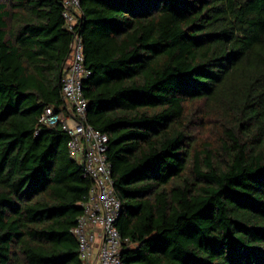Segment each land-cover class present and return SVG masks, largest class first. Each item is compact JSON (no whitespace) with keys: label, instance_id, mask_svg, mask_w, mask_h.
<instances>
[{"label":"trees","instance_id":"16d2710c","mask_svg":"<svg viewBox=\"0 0 264 264\" xmlns=\"http://www.w3.org/2000/svg\"><path fill=\"white\" fill-rule=\"evenodd\" d=\"M122 264H264V0H81ZM62 0H0V264H84L91 187L61 123Z\"/></svg>","mask_w":264,"mask_h":264},{"label":"built area","instance_id":"2783aa9c","mask_svg":"<svg viewBox=\"0 0 264 264\" xmlns=\"http://www.w3.org/2000/svg\"><path fill=\"white\" fill-rule=\"evenodd\" d=\"M63 15L71 31L82 16L81 0H62ZM92 75L85 65L83 39L75 31L72 53L62 78L67 114L46 106L39 117V134L43 126L61 123L69 135L71 157L83 165L91 179V187L81 202L83 212L72 233L77 237L80 258L84 264H122L124 237L117 220L122 212V201L114 189L111 163L108 159L109 135L88 122L89 100L84 93V81Z\"/></svg>","mask_w":264,"mask_h":264}]
</instances>
